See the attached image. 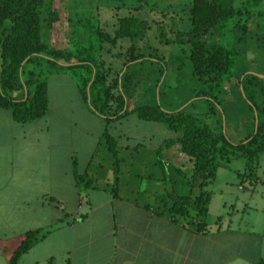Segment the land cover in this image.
Wrapping results in <instances>:
<instances>
[{"label": "crops", "instance_id": "0c3cea01", "mask_svg": "<svg viewBox=\"0 0 264 264\" xmlns=\"http://www.w3.org/2000/svg\"><path fill=\"white\" fill-rule=\"evenodd\" d=\"M262 12H251L243 47L244 59L255 64L262 59L255 47L264 40V32L256 29L263 17L255 13ZM244 74L233 85L239 86ZM51 76L54 88L50 97L46 85L47 109L41 117L19 122L0 108V264H7L29 230L41 237L17 264H257L264 259V217L249 218L241 227L231 220L224 225L205 222L203 231H194L163 212L171 186L185 192L171 172V167L184 170L185 158L176 147L164 145L177 134L170 136L164 123L150 121L163 136L152 132L139 140L121 134L124 141L118 143L108 130L117 119L106 125L81 99L67 73ZM157 76L149 82L156 92L163 80ZM230 76L229 70L219 92L227 89ZM139 94L136 87L130 96ZM137 105L126 100L128 110ZM225 124L220 128L232 142L250 133L248 127L245 134L239 127L227 133ZM105 125L114 138V157L99 143ZM75 173L84 180L80 184ZM256 182L263 183L258 178L248 181L249 194ZM219 192L225 193L224 188ZM259 210L264 212V202Z\"/></svg>", "mask_w": 264, "mask_h": 264}, {"label": "trees", "instance_id": "16d2710c", "mask_svg": "<svg viewBox=\"0 0 264 264\" xmlns=\"http://www.w3.org/2000/svg\"><path fill=\"white\" fill-rule=\"evenodd\" d=\"M133 1L145 4V0ZM232 1L190 0L189 28L183 32V39H175L188 44L190 76L200 86L193 97L216 105L215 93L219 92L236 56L244 50L247 23L252 15L248 7L256 2L244 0L233 6ZM94 9L73 17L69 23L71 44L68 48H56L40 37L41 27L48 31L59 18L52 0H0V108L8 110L11 118L19 122L41 117L47 109V76L63 71L75 81L81 99L106 125L128 112L141 120L164 123L177 132L164 145L176 147L187 167L184 170L171 167L177 177L175 185L184 187L185 192H177L171 186L162 201V210L169 217L184 221L190 229L203 231L210 198L205 187L213 180L216 169L225 167L232 158H242L245 170L236 174L254 182L258 178L255 170L259 156L264 161V106L259 100L263 91L257 85V77L247 73L239 80L242 96L255 118L253 130L236 142L222 131L214 132L183 109L165 111L157 104L143 103L128 110L126 99L134 92L137 79L134 73H126V67L129 62L153 59L129 45L123 52L126 57L120 69L114 72L103 56L110 55L123 38L142 39L149 25L145 19L129 13L117 17L115 27L108 33L100 27ZM255 14L263 17V21L256 23V29L264 32V12ZM113 56L118 59L121 53ZM210 107L208 110L213 111ZM106 125L99 143L114 157L115 142ZM157 161L160 162L159 156ZM74 180L76 184L84 181L76 173ZM37 234V230L26 231L7 264H17L20 256L41 237ZM257 264H264V259Z\"/></svg>", "mask_w": 264, "mask_h": 264}, {"label": "rangeland", "instance_id": "374dc122", "mask_svg": "<svg viewBox=\"0 0 264 264\" xmlns=\"http://www.w3.org/2000/svg\"><path fill=\"white\" fill-rule=\"evenodd\" d=\"M243 1L233 0L232 4L233 6H238ZM189 3L190 0H145V4L142 5L133 0H52V6L58 11L59 18L50 30L46 31L41 27L40 37L47 43H50L49 39H52L55 46L65 45L66 43L70 45L69 23L73 17L85 13L91 7H95L93 13L97 16L100 27L108 33L115 27L116 18L119 16L131 13L141 17L149 25L143 38L132 39L131 41L123 38L115 44L111 50V55L104 56L106 62L115 63V66L112 67L114 72L120 69L123 58L126 57L123 52L126 51L129 45H133L136 48L135 51L141 53L144 57L153 59L128 63L126 73L132 72L135 74L138 81L136 87L140 94L137 96L131 95L126 99L127 102L136 101L137 104H147L154 100L165 111L183 109L198 117L201 122L214 132L222 131L220 125H224V123H226L225 130L227 133H229L230 128L236 129L238 127L241 129L240 134H243L247 127L248 131L251 132V129H253L251 121L253 120L254 122L255 118L254 111L249 109L239 86L233 85V81L239 79L243 73L255 75L258 80L257 85L263 91L259 100L263 101L264 106V78L260 76V74L264 73V40H262L261 44L259 43L262 49L255 47L256 50L259 49L260 57L262 58L259 63L247 62L244 59V51H241L236 56L234 64L230 68L231 76L228 78L229 81H227L228 79L226 80L227 89L215 93L218 105L212 104L203 98H194V90L200 86L194 83L190 76V64L187 57L188 44L179 43L175 40L183 39L185 37L183 32L189 28L187 18ZM248 9L251 12L263 11L264 0H256ZM261 21H263V18ZM227 34L232 37L230 32ZM251 40L254 41V38H251ZM257 40L261 41V39ZM118 52L121 53V56L116 59L113 55ZM160 70H163L160 76L161 79L163 77V80L159 90L156 92L155 86L151 87L149 82H152L151 79L155 78L156 75L159 76ZM237 73L241 74L237 76ZM52 79L51 75H48L46 79L50 97L54 88V80ZM209 107L213 108V111H209ZM249 116L251 117L250 121H248ZM217 117L216 126L213 124ZM154 126L157 125L153 122L136 118L133 114L117 119L110 124L108 130L117 136V142L120 143L124 141L121 134L131 138L137 137L139 140L141 135L147 137L152 132L155 137L163 136V131H160V129L156 130ZM176 134L177 132L170 130V136H175ZM244 170V161L239 157L229 160L225 167L216 169L215 180L210 181L205 187V190L210 194V202L207 204L205 214L206 223L212 224L216 222L215 224L224 225L229 222L228 220H231V225L241 227L244 224L243 221L249 218L257 220L258 217H264V212L261 213L259 210L262 202H264L263 157L259 156V166L255 170L258 180L263 183L256 182L254 186H251V194H249L248 180L242 179L236 174V172ZM238 185L242 188H238ZM223 188L226 194H220L219 190ZM222 202H225L224 207Z\"/></svg>", "mask_w": 264, "mask_h": 264}]
</instances>
